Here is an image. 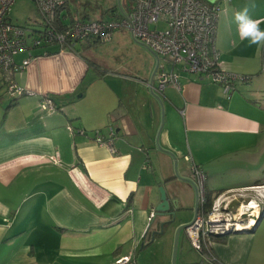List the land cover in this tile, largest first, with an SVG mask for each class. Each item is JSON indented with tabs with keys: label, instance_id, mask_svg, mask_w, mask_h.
Returning a JSON list of instances; mask_svg holds the SVG:
<instances>
[{
	"label": "crops",
	"instance_id": "0c3cea01",
	"mask_svg": "<svg viewBox=\"0 0 264 264\" xmlns=\"http://www.w3.org/2000/svg\"><path fill=\"white\" fill-rule=\"evenodd\" d=\"M245 7L264 30V0L223 2L218 14L220 66L251 77L229 96L183 70L180 89L158 91L156 56L130 43L125 30L111 38L126 36L147 57L101 68L89 50L98 41L88 39L74 50L38 54L14 74L29 93L0 95V264H113L129 254L133 264H172L175 230L192 218L195 193L156 144L162 117L160 147L176 155L180 176H189L187 155L203 170L208 202L236 192L232 210L250 199L259 204L252 229L209 236L201 252L181 230L176 264H264V44L240 38L234 14ZM43 95L54 112L41 108ZM110 125L113 152L94 140V130L106 135ZM159 186L177 219L162 233L170 216L156 210Z\"/></svg>",
	"mask_w": 264,
	"mask_h": 264
},
{
	"label": "built area",
	"instance_id": "2783aa9c",
	"mask_svg": "<svg viewBox=\"0 0 264 264\" xmlns=\"http://www.w3.org/2000/svg\"><path fill=\"white\" fill-rule=\"evenodd\" d=\"M30 1L38 11L41 30L13 23L9 15L15 0H0V86L4 85V93L10 99L29 93L16 83L14 74L26 68L36 55H44L55 46L74 50L77 42L88 39L108 41L116 30L127 31L135 41L144 44L158 57V91L166 86L180 89L178 70L203 76L211 83L221 85L227 96L237 83L250 80L247 75L223 69L219 63L220 52L215 42L218 14L221 4L231 0H125L126 5L120 7L119 17L109 19L68 17L64 12L66 0ZM20 52L26 56L17 64L14 57ZM167 63L171 67L169 70L165 68ZM40 106L48 112L56 109L49 95L41 97ZM67 128L74 132L71 126ZM75 131L84 133L82 129ZM114 138L112 125L106 135L99 129L94 130L96 143L108 147L111 152L114 151ZM185 159L191 163L189 177L197 186L200 204L196 219L185 228L192 247L201 252L209 236L252 229L259 217L258 211H252L259 204L250 199L232 210L230 200L236 198L237 193L229 192L215 195L206 209L204 172L192 162L191 157L187 155ZM156 216V211L149 214L148 228ZM113 264H133V257L130 254L119 257Z\"/></svg>",
	"mask_w": 264,
	"mask_h": 264
},
{
	"label": "rangeland",
	"instance_id": "374dc122",
	"mask_svg": "<svg viewBox=\"0 0 264 264\" xmlns=\"http://www.w3.org/2000/svg\"><path fill=\"white\" fill-rule=\"evenodd\" d=\"M125 0H68V3L64 9L70 17L82 18L84 15H88L91 18L101 17V14L105 17H109L107 11L110 8H116L117 11H120V7H125ZM10 20L18 25L30 28L32 30H41L42 25L40 24L39 14L34 5L30 0H15L10 11ZM158 26H161L159 24ZM124 38V39H123ZM123 38H117L113 35L108 41L96 42L90 46L91 57L96 60L101 68H116V65L119 63L133 64L142 60L144 56H148L147 50L138 49L136 46H133L130 43L135 45L136 41L127 43L126 36ZM76 46V45H75ZM78 47V46H76ZM143 47V46H142ZM120 70V69H119ZM262 74H264V69H262ZM5 87L4 85L0 86V95L4 100H9V97L3 93ZM163 125V117L160 121L159 128ZM159 130V129H158ZM161 129L158 131V144H159V135ZM160 146V145H159ZM176 157V155L174 154ZM183 161L182 158H180ZM177 157H176V166H177ZM174 162V160H173ZM191 253H196V251L188 246ZM176 264V257L175 262Z\"/></svg>",
	"mask_w": 264,
	"mask_h": 264
},
{
	"label": "water",
	"instance_id": "95a60500",
	"mask_svg": "<svg viewBox=\"0 0 264 264\" xmlns=\"http://www.w3.org/2000/svg\"><path fill=\"white\" fill-rule=\"evenodd\" d=\"M208 2H213L215 0H206ZM142 44V43H140ZM143 46H145L144 44H142ZM146 47V46H145ZM147 48V47H146ZM148 49V48H147ZM149 50V49H148ZM150 51V50H149ZM151 52V51H150ZM152 53V52H151ZM154 54V53H153ZM155 55V54H154ZM156 56V55H155ZM157 65H158V57L156 56V65H155V68L153 70V74L156 72L157 70ZM151 93L152 95L158 100L159 104H160V98L159 96L155 93L154 89H151ZM161 128V126H160ZM159 128V130H160ZM156 144L157 146L159 147V149H161L162 151L166 152L167 154H169L174 162H173V169H174V173L175 175L179 178V179H182L186 182H188L191 187L193 188V191L195 193V204H194V209H193V215H192V218L190 219V221L186 222V223H181L179 224L177 227H176V230H175V235H174V244H173V251H172V258H171V262L172 264H174L175 262V255H176V245H177V238H178V234L181 230H184L186 227H188L189 225H191L193 223V221L196 219L197 217V214H198V209H199V205H198V189H197V186L196 184L192 181V179L188 176V177H182L178 174L177 172V169H176V157L174 156V154L169 151V150H166V149H163L159 146L158 144V134L156 135ZM158 190H159V193H160V202L159 204L156 206V210L162 214H166V215H169L170 216V219H168L165 223H162L161 224V230H160V233L163 232V226L164 224H170V223H174L177 219H176V211L175 210H169V201L166 197V194H165V191L163 189L162 186H159L158 187ZM260 216V215H259Z\"/></svg>",
	"mask_w": 264,
	"mask_h": 264
},
{
	"label": "clouds",
	"instance_id": "9594fccd",
	"mask_svg": "<svg viewBox=\"0 0 264 264\" xmlns=\"http://www.w3.org/2000/svg\"><path fill=\"white\" fill-rule=\"evenodd\" d=\"M248 12L249 9L245 7L234 14L239 36L242 40H247L250 46L264 44V30L259 27L261 21L253 20Z\"/></svg>",
	"mask_w": 264,
	"mask_h": 264
},
{
	"label": "trees",
	"instance_id": "16d2710c",
	"mask_svg": "<svg viewBox=\"0 0 264 264\" xmlns=\"http://www.w3.org/2000/svg\"><path fill=\"white\" fill-rule=\"evenodd\" d=\"M67 3H68V0H66V5H67ZM66 5H65V7H66ZM107 13H108V15H109V18H116V17H119V15H120V11H117V9L116 8H110L109 9V11H107ZM110 13V14H109ZM65 14H67L66 12H65ZM67 16H69V14H67ZM100 18H105V16H103V14H101V17H98V18H90L88 15H84L81 19H100ZM99 42V41H98ZM77 43H79V42H77ZM76 43V44H77ZM75 44V45H76ZM76 47V46H75ZM61 47H59V46H55V47H52L51 49H49L48 51H47V53L46 54H52V53H55V52H57V51H59V50H61L60 49ZM75 49V48H74ZM89 64H91V65H93V63H91V62H89ZM244 75H246V74H244ZM247 76H249L250 77V75H247ZM251 78V77H250ZM3 93H4V91H3ZM16 99V98H15ZM208 197L206 196V205L209 207V203L210 202H208V199H207Z\"/></svg>",
	"mask_w": 264,
	"mask_h": 264
},
{
	"label": "bare ground",
	"instance_id": "6f19581e",
	"mask_svg": "<svg viewBox=\"0 0 264 264\" xmlns=\"http://www.w3.org/2000/svg\"><path fill=\"white\" fill-rule=\"evenodd\" d=\"M257 211H255V213H256Z\"/></svg>",
	"mask_w": 264,
	"mask_h": 264
}]
</instances>
